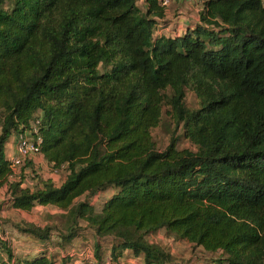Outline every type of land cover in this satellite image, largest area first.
Here are the masks:
<instances>
[{
    "label": "trees",
    "instance_id": "16d2710c",
    "mask_svg": "<svg viewBox=\"0 0 264 264\" xmlns=\"http://www.w3.org/2000/svg\"><path fill=\"white\" fill-rule=\"evenodd\" d=\"M165 15L158 0H0V187L11 207L64 219L14 226L59 245L89 230L95 264L125 251L170 264L146 239L159 230L218 252L214 264H264V1L202 0L173 35L156 32ZM165 104L193 148H157ZM33 127L45 161L64 165L59 185L8 178L5 144Z\"/></svg>",
    "mask_w": 264,
    "mask_h": 264
},
{
    "label": "rangeland",
    "instance_id": "374dc122",
    "mask_svg": "<svg viewBox=\"0 0 264 264\" xmlns=\"http://www.w3.org/2000/svg\"><path fill=\"white\" fill-rule=\"evenodd\" d=\"M201 2L202 0H171L169 5L165 7L166 18L168 22L171 23L169 30L177 28L178 31L182 32L185 23L193 24L198 18V11L201 8ZM138 4L140 5V2H138ZM184 102L187 108H195L198 105L195 94L188 89L185 90ZM15 135V133H12L9 139L13 138ZM151 135L157 148L161 150L168 145L173 137L177 138L176 145L178 148H193L190 141L183 137L182 129L174 126L169 115V107L166 104L163 106L160 122L156 127L152 128ZM36 157H38V155H36ZM27 162H29L28 165ZM54 169V167L46 164L44 159L37 161V159H32L30 157L27 158L24 165L19 168V172L22 171V174L24 175V184L27 186H33L35 184L34 181L37 179L36 176L42 179L49 178L54 184L59 185L64 179L65 169ZM111 191L112 190H108L104 193H100L98 196L90 199L91 202L94 203L96 210L100 209L103 201L110 195ZM4 211L7 216L5 219L11 221L12 227L11 230L9 228L10 222H8V229L11 231L6 230V233L9 237L10 233H13V236L15 237V240L10 243L9 249H12L15 253L30 251L31 254H37L40 249L44 247V245H41L42 242L40 240L29 234L18 232L14 227L15 223H33L38 226L55 224L59 227H63L64 225V219L59 216L62 210L50 205H35L28 211L5 207ZM16 234L19 236H15ZM85 234V238H76L71 243L63 245H59L55 234H52L51 238L47 240L49 248L47 252H49V255L54 259L56 264L62 263L63 259L67 260L66 264H73L77 260H82V258L86 259V256H89L90 254L93 243L90 231L86 230ZM146 239L149 242L158 244L164 248V250L170 252L173 257L170 264H214V261L215 263H218V252H206L201 247L194 246L184 240L176 239L175 237L168 235L164 230L152 233L148 235ZM132 259L137 263L136 259L130 254L125 255V257L121 259V264H129V262L133 261Z\"/></svg>",
    "mask_w": 264,
    "mask_h": 264
},
{
    "label": "crops",
    "instance_id": "0c3cea01",
    "mask_svg": "<svg viewBox=\"0 0 264 264\" xmlns=\"http://www.w3.org/2000/svg\"><path fill=\"white\" fill-rule=\"evenodd\" d=\"M166 11V10H165ZM165 21H167V22H165L164 24H157L156 25V32L158 33V34H165V35H173V34H175V33H180V31H178V29L177 28H172L171 30H169V27H170V25H171V23L170 22H168V20H167V18H166V15H165ZM189 24H191V23H185V26H184V28L187 26V25H189ZM184 28H183V30H184ZM169 30V31H168ZM182 30V31H183ZM16 138H17V134L13 137V138H11V139H8V141L6 142V144H5V153H6V156H7V158L9 159L10 158V156L12 155V154H14L15 153V151H16ZM36 155H38V157H36ZM31 158L32 159H37V161H41V160H43L44 158H43V156H42V154H35V155H32L31 156ZM44 161H45V159H44ZM46 162V161H45ZM46 164H48L47 162H46ZM49 165V164H48ZM24 173V172H23ZM35 182V184L37 183V180H35L34 181ZM34 184V185H35ZM33 185V186H34ZM7 186L6 185H4V186H2V187H0V210H1V214H0V264H18V261L20 260V259H22V258H24V257H33V256H35V255H37L38 253H41V252H43V251H46L47 252V250L49 249L48 248V241H42V240H40L42 243H41V245H44V247L43 248H41L40 249V251L37 253V254H31L30 253V251H25V252H20V253H15L12 249H9V247H10V243H12V241H14L15 240V237L13 236V233H10V237H9V235H7V233H6V230H12V227H11V221H8V220H6L5 219V217H7L6 216V214H5V211H4V208L5 207H8V208H11V209H15V208H13V207H11L10 205H9V203H7ZM2 194V195H1ZM5 195V196H4ZM37 206H43V205H37ZM15 210H19V209H15ZM8 222H10V227L7 225L8 224ZM8 227L10 228V229H8ZM15 227V226H14ZM10 230V231H11ZM17 230V229H16ZM18 231V230H17ZM19 232V231H18ZM20 233H22V232H20ZM86 233V232H85ZM82 234L81 236H79V237H77V238H81V239H83V238H85L86 237V234ZM24 234H26V233H24ZM18 234H16L15 236H17ZM19 236V235H18ZM35 238V237H34ZM37 239V238H36ZM74 239H76V238H74ZM73 239V240H74ZM39 240V239H38ZM72 240V241H73ZM71 241V242H72ZM70 242V243H71ZM47 243V244H46ZM92 243H93V238H92ZM6 248H8L10 251H11V257L10 256H8V253H7V250H6ZM22 253V254H21ZM47 254L49 255V252H47ZM128 254H130L132 257H134L135 259H136V261H137V263H138V261H139V263L138 264H143V258H142V256H135V255H133L131 252H129V251H125L124 253H123V256L119 259V264H121V259H123V257H125V255H128ZM5 255V256H4ZM88 257V258H87ZM60 260H62V259H60ZM87 260V261H86ZM133 260V259H132ZM67 261V260H66ZM66 261H65V264H66ZM131 261V260H130ZM137 263H135L134 262V260L133 261H131V262H129V264H137ZM54 264H56V262L54 263ZM59 264H62V263H59ZM73 264H95V260H94V258H93V247H92V249L90 250V254H89V256H86V259L85 258H82V260H77V261H75ZM104 264H116V263H114V262H110L109 261V259H108V256H106L105 257V263Z\"/></svg>",
    "mask_w": 264,
    "mask_h": 264
},
{
    "label": "built area",
    "instance_id": "2783aa9c",
    "mask_svg": "<svg viewBox=\"0 0 264 264\" xmlns=\"http://www.w3.org/2000/svg\"><path fill=\"white\" fill-rule=\"evenodd\" d=\"M171 0H158V3L164 8L169 5ZM41 138L37 133L36 127H33L29 130H25L17 135L16 138V151L9 158L11 174L9 179L12 180L19 175V168L24 165L25 160L30 158L32 155L41 154L40 147ZM57 168H64V165H61ZM55 168L54 170H58Z\"/></svg>",
    "mask_w": 264,
    "mask_h": 264
}]
</instances>
